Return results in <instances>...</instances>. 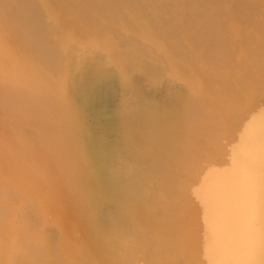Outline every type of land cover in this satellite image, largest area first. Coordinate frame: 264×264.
<instances>
[{"label":"bare ground","instance_id":"1","mask_svg":"<svg viewBox=\"0 0 264 264\" xmlns=\"http://www.w3.org/2000/svg\"><path fill=\"white\" fill-rule=\"evenodd\" d=\"M33 1L36 2L37 0H33ZM126 1L133 3L134 5L133 4L131 5L129 3L128 4L131 5L132 8H136L137 10V13L135 11L136 14L134 13V11H132L135 15L129 17L130 19L126 18L127 21L124 19L125 21L120 24V27H118L124 29L132 37V38L127 37L128 39L126 38L127 40L130 39L129 41L124 40L125 37L122 39V41L124 40L123 43H125V46L128 50L126 54H129L130 57L134 56V60L136 57L142 59L144 61L143 64L146 67L141 65L142 63L140 62H138V64L140 63L139 65H141L142 68L144 67L148 69L149 73H147V75L150 76L151 79L153 80L156 78L159 79L162 75L164 76L165 73H169L171 76H173L172 80H167L166 78H164L165 80H162L164 81V83L160 82L162 79L160 78V81L157 80L155 83H152L154 84L153 88L152 86L149 87L150 85L148 87L145 86L144 82L146 80L144 81L143 80L144 78L141 79L140 75H139L140 77H136V78L134 77L135 78L134 81L131 80L132 82H134L133 84L134 86H132L133 87L132 90L136 92L134 93L135 99L134 102L131 104V106L129 105L125 106L123 103L124 93L122 95L119 89L120 87L118 86V75L116 71L112 66L109 65L111 59L109 60L108 57L107 58L104 57L103 56L104 54L103 55L102 54L99 55L98 53L96 54L97 50L94 52L93 48H90V50L91 49L93 50L91 51L92 54L94 55L95 53L92 61L89 59L87 61L83 59L84 55L85 56H87L88 54L91 55L90 51H88V54H84L87 53L86 51L88 50L87 48L89 47L88 44H87L88 47L85 46L86 47V49L84 48L85 50L83 49L84 46L77 47L78 44H76V48H75V44L74 46H71L70 44L72 48L71 50L70 49L68 50V52L66 53V58L62 63L65 72L61 71L62 72L61 76H58L57 79H53L51 77H53L54 74L51 75L50 73L51 77L50 76L48 77L46 76V74L41 73L35 69L37 66L38 68L41 66L39 65V63L46 65L45 63L47 61L44 62L42 58L43 56L40 57L42 60H40L38 64H36V60H34V64H36L37 66L33 68L34 66H32L31 62L33 61V59L38 57L36 56L37 54L35 55L34 53H32V55L35 56V58L32 57L29 53H28L29 56L28 54H26V56L28 57L27 59H29V57H31L30 59H32V61L29 62L27 59H25L24 55L21 56V54H19L20 51L18 49L22 48L23 46L19 48L18 46L20 45L17 42H14L17 43L18 45L16 46L18 48H15V46L13 47L14 43L12 46H10L12 44L11 39L9 41V44L11 42L10 45H8V43L7 44L5 43L8 41V39L7 41L3 40L5 42L2 41V39L5 38L0 39V53L2 56L3 63L5 65L4 69L8 74V76L10 77V79L18 81V83H20L22 87H24L25 89L34 91L38 95L49 98V100L57 99L61 102L62 106H64V108L66 109V114L63 117L64 120L63 119L62 120L66 121L65 123H67L69 127V129L67 125L64 127L65 129L67 127L65 131L67 138L65 139L66 142L64 140L63 142L67 143L69 147L78 149L80 153V156L78 157L77 161L74 163V165H72L75 171V172L73 171L72 173H75V175L77 176L74 175L75 176L74 178H72L73 176L71 177L72 180L77 178L78 181L77 183H79L78 196L74 199H71L66 205H63L61 201H59L61 194L59 192L58 177L56 175H47L44 166H40L33 158H31V153H32L31 150L33 149L32 148L33 143L30 144L29 142L30 140L33 141V139L32 138L28 139L29 140L28 142L27 139L24 140L22 136H21L22 138L19 137L20 139V141L18 140L20 145L19 147L17 142L16 144L18 146L17 145L15 146V144L12 145L4 144L5 141L3 143L2 142L3 139L0 138V232L2 233L5 232V229L7 227L11 231L10 233H13L16 236L27 235L29 243L26 246L25 244H20L22 248L26 251L25 254H23L24 258L22 259L21 262L22 264L23 263L24 264H84L82 262L83 259L81 260L80 258L72 257L69 254L70 250L68 251V254L69 256L72 257V259L68 257V255L66 254L67 250H64L66 246L64 248V246L62 245L64 244L63 240L56 239L55 237L56 234L54 233V231H52V229L46 228L45 226L42 229L43 222L39 224H36L34 222L24 223L25 222L24 208L27 206V204L30 201L34 200L38 204L41 220L45 222H47L48 215H51L52 218L59 216L61 217V219L64 218L66 220L71 218L72 219L77 218L79 223L75 225L77 230L73 231L72 233L73 235H76L74 233L82 229L79 228L80 225L82 227L87 226V228L89 229L88 233H90L92 236H90L89 234V237L91 238H88L87 234L85 235L86 238L88 239L86 242H84V246H85L84 248L86 249L85 252L86 256L85 253L81 251L84 254V256L81 257H83L84 260L86 259L85 264H122L120 258H123L122 260H124L125 255H123V253H126L127 255H131L132 250H129V248L125 249L124 246L126 247V245L120 246L121 244V242L119 243L120 240L125 241L127 240V238L128 239L133 238L134 240H136L134 236H138L141 233H143V236L141 234L143 238L140 237V240L146 239L150 235L152 236L157 235L159 237L161 234L160 232L165 231L168 228H174L176 230L178 229L181 231L185 230V232H187L188 234L187 236L185 235V237L187 238L191 234V232L193 233L191 234V236L194 235V237L192 236L191 239L190 238L189 239L184 238V240L181 239V241L183 240V243L185 242V244L187 243L186 240L188 241L193 239L192 242L190 243L191 246L189 244H186L188 247L185 246L187 247L186 254L187 253L190 254H187L189 256L186 262L184 260L182 263L180 262L181 264L183 263L184 264H264V99H263V103L259 106H257V102L256 104L252 103L253 98H251L248 95L247 84L245 82L244 83L241 82V84L233 85L231 83H234L236 78L233 79L234 81L229 78V77L232 78L233 73H231V76H229L230 73L229 74L225 73L227 72L226 70L228 67V60H225L227 58L226 56L228 57L234 56L232 55V52L233 53L236 52V55L238 54V58L236 59L237 60L236 62L241 64V66L246 70V71L243 70L242 73L240 72V75H242L244 72H245L244 74L246 75L252 74L256 77V81L257 78L261 77L260 74L264 71V22L257 19L256 17L257 15L256 16L252 15L251 17L249 16L251 14L248 15V12L246 13L248 16H246L245 13H243L241 7L244 4L246 6L245 3L246 0H232L230 5L227 3L229 5L227 8H225V6L223 5V0L222 1L220 0H126ZM37 2H39V4L42 3L40 2V0ZM56 2L58 1L56 0L55 2H53L52 0L51 3H54L55 5ZM100 2L101 1L98 0L97 3L98 6ZM106 2L111 4L107 0ZM114 2L116 3V1ZM259 2L260 1H258L257 3ZM262 2H264V0H261L260 3ZM30 3H32V1ZM60 3H58V5H55L54 7L55 11H56L55 8L60 9L59 6ZM220 3L222 6H224V8L223 7L221 8ZM45 4L46 3H44V5ZM116 4L113 7H116L117 6ZM254 4H256V2H254ZM51 5H46V10L50 13V15L52 14L51 17L55 19L57 12L54 14L53 12L54 10L51 9L53 8L51 7ZM106 5L108 4L106 3ZM247 5H250L247 6L248 8L251 7V3ZM262 5L263 4L260 5L261 8H263ZM258 6L257 8H260V6L259 7ZM94 7L95 6H93V8ZM105 8L108 9V6ZM34 9L36 8H33V11L39 10V9L36 10ZM110 9L112 10V8ZM65 10L66 9L64 8V11ZM39 11L42 12L43 10L42 11L39 10ZM65 13L67 12L65 11ZM65 13H63L64 16L62 15L63 18H66ZM106 13L107 12H105V14ZM113 14L114 13L112 12L111 15ZM259 14L260 12L258 13V15ZM124 15L125 14H123V16ZM165 15L169 16L168 18L169 20L165 21V18L168 17V16L166 17ZM62 16L60 14L61 18ZM43 17L46 18L45 16ZM227 17L230 18V21L232 18L236 20L238 23H240L243 26V27L240 26L241 29L242 28L246 29V34H247V36L245 35L246 36L245 38L243 37L244 39L241 40L240 43L239 42L238 44L235 43V45L230 44V46L234 45L232 48H230L229 42H227L228 45L224 43L225 46H228L230 48V49L228 48V50L224 49L225 47L221 44L222 41L218 37L219 33H223V36L225 32L228 33L226 31L227 28L224 27L220 22L221 19ZM59 18L56 17V20L57 19L59 20ZM110 18L111 16H109V20L111 21ZM36 21L37 20H35V22ZM62 21L63 23L65 22L64 19H62ZM62 21L60 24L61 26L59 25L58 27H62ZM53 22L51 21L48 23L49 25H51L50 23ZM48 23L45 22V25L47 26ZM91 23L93 22L91 21ZM36 24L35 26L37 27ZM70 25L71 24H69V26ZM92 25L90 27H92ZM96 26L98 25L96 24ZM53 27L56 28L55 23ZM115 29L117 28L115 27ZM115 29L113 28V30L110 29L109 31L111 32L112 30V32H115L116 31ZM48 30L49 29H47V32ZM52 30L54 29L52 28ZM56 31L57 34H59L58 32H60L61 30L60 31L56 30ZM49 32L51 31L49 30ZM40 33H42V31ZM117 33H119V31H117ZM128 33L126 35H128ZM226 33L224 37L227 36ZM40 35L42 36V34ZM100 35L102 34L100 33ZM130 35L128 36L130 37ZM89 36L92 37L91 35ZM89 36H87V38L82 37V40L85 39V41L89 43H93L95 45H99L101 46V48L103 47L109 49L111 46H113L112 44L113 41L112 42L110 41V43H108L102 40L103 42L102 41L100 42L94 39H90ZM117 36L119 37V34ZM232 36L235 35L233 34ZM57 37L54 38L57 40ZM118 37L117 39L119 42V38L122 37V35L119 38ZM215 37H217V39L221 41V43L219 42L220 43L219 47H221L223 51L219 50L220 49L218 47L219 43H217L218 40L217 42L215 41L216 40ZM54 38L52 39L47 38L46 41L47 42L49 41L48 43H50V40H54ZM106 38L111 39L109 37ZM227 38L229 39V37ZM67 39L68 37L65 38L66 41ZM75 39L77 38L75 37ZM78 40L76 41L79 42ZM122 41L120 42L122 43ZM230 41H232V39ZM48 43L46 44L47 46ZM147 43L148 45L150 44L149 46L150 48L146 47L145 44ZM216 43L217 46L215 47ZM57 45L55 47H57ZM40 46L43 47L42 45ZM194 46L196 47L200 46L202 48V51H200L201 53H197L195 51V49L197 48L194 49ZM222 46L224 48H222ZM113 48L114 47H112L111 49ZM24 49H25L24 47L23 49H21L23 50V53H25ZM48 49H49L48 50L49 53H51L50 55H52L54 51L56 54H58L56 50H54L55 48L54 49L50 48V45ZM199 49L200 48H198L197 51ZM50 50L53 52H50ZM17 51H19V53ZM230 51H232L231 54L227 55ZM218 52H220L218 56L219 57L221 56L222 60L216 57ZM208 53L209 55L212 54L213 56L218 58L221 62L223 61L224 65L221 64L223 66L221 75L226 74L227 77L229 76L228 77L229 81L227 82L228 84H231L228 86V89L226 88L227 90L225 91L227 92L225 96L229 97L230 99L232 98L234 99L236 111L242 112L246 110L245 108L248 106L252 108L250 104H253V106L256 105L257 107L254 106V108L248 109L250 111L248 110L244 111L245 112L243 113L244 115L240 116L239 114H237L239 115V117L235 119L236 123H234V121L232 122L236 125V127L234 125V127L230 126V128L233 127L234 129L235 128L236 129L234 131L233 140L231 139L232 142L231 143L229 142L230 144H228L229 147H227V145L225 144V147L228 148V150H226L228 158L227 160H225L226 163L225 161H223L222 163L223 164L225 163L226 165L225 166L223 165V167L221 168L215 167L216 165H214V167L210 166L211 164L210 160L215 158L212 157L215 156V154L212 156L209 155L210 157L208 156L209 159L207 161L208 162L210 161V164L208 165L209 167H207L206 169L205 175L203 177L198 178L197 180L198 187L194 191L190 192L185 189L184 185L186 183H184L183 185L182 182L181 183L182 185L179 184V186L177 185L176 187V185L175 186L173 185L174 182L172 180L170 182L169 180L170 183H173L170 184L168 182V179L169 176L172 179L174 175H177L175 174L176 170H178V172L179 171L182 172L181 174L185 173L188 176L187 171L190 166H188L187 168L186 164L188 163V160L187 163L185 164L187 157H184V159L183 157H181L182 158L181 162H179L180 157H178L179 155L181 156V154L183 155L184 152L185 153L187 152V150L185 149L190 150L189 147L185 148L186 146L184 147V145H182L183 143L181 144V142L183 141L181 140V135L179 134L182 131L185 132V130L188 127H186L187 124H183L184 123L183 120H182L183 121L182 124L180 123L181 120H179L178 118L179 115L178 111L181 112L183 109L184 110L189 109L190 107L192 109V107L196 105L195 103L198 102L201 103L202 105L201 101L205 100V97H203L202 96L203 94H201V92H203L202 91V88L204 86L203 84L206 82V78L208 76L211 79V75L214 74L205 76L207 72H204L205 80L202 81L201 79H203L202 76L203 68L201 67L200 62H202L201 61L202 58L207 59L208 57L209 59V55H207ZM159 56H161L162 58L160 57L161 58L160 59ZM51 57L52 58L50 57L49 58L50 59L55 58V56L54 57L51 56ZM109 57L111 58V56ZM125 57H127V55ZM130 57L127 58L132 59L133 61V58ZM155 57L159 58L160 60L159 59L158 60L161 61V63L154 61ZM234 57H231L233 58L232 59L233 61L235 60ZM49 58H47V60ZM57 59L58 58H56L55 60L53 59L54 61L48 60V62H50L49 64L53 63V65H55L58 61H61L59 60L60 58L58 59V61ZM219 60L218 61L216 60V63L219 62ZM229 60L232 61L230 58ZM42 61L44 63H42ZM129 61L130 60H128V62ZM114 62L119 63L116 61ZM58 63L60 64L61 62ZM219 64L220 63L217 64L218 68L221 67L219 66ZM53 65H50L52 66V69L54 68ZM62 66L58 65L60 70L61 68H63ZM237 66L238 65H236V67ZM41 67L43 68V70L42 68L41 70L45 72L46 70L44 71V68L46 67L45 66L43 67V65ZM56 67L57 66L55 65L54 69H56ZM58 67L57 69L59 70ZM212 67L208 66V70L205 71H208L210 73V70L214 68ZM215 68L213 69L214 71L211 72L217 73L215 75L216 77L220 72H218L217 71L218 69L216 70ZM54 69L53 71L55 72L56 70ZM66 71H68L69 74L68 76L66 74ZM249 76L250 75H248V77ZM54 77H56V75H54ZM241 77L242 76H240L239 78L241 79ZM224 78L225 77H223L222 79ZM242 78H243L242 80L244 81L247 78V76L246 78L244 77ZM261 78L264 79L263 76ZM145 79H147L148 81L147 77H145ZM212 79L215 80L216 83L217 80L216 78L214 79V76L212 77ZM250 79L251 81L253 80L252 77ZM177 80L186 83L187 87L190 88L188 93H185L181 89V86L175 83V81ZM220 81L221 80L218 79L217 82ZM132 82L130 83V86ZM209 82L210 85L211 83L214 84L211 81ZM253 82H255V80ZM255 83H254V88L256 86L258 87V84H260L261 82L260 83L255 82ZM207 84H208L207 87H210L209 83H206V85ZM219 84L222 86L221 83ZM223 84H227L225 83V80ZM207 87L206 90H208ZM217 87H219V85ZM261 87L263 86H259L257 90L259 88L261 89ZM213 88L212 90L211 89L210 90L213 91ZM210 90L207 91V93L205 92L204 96L205 94L206 95L208 93L210 94L211 93ZM263 91L264 90H262V92ZM132 94L133 93H131V95ZM215 94L216 93H214L213 95L215 96ZM131 95L129 94V96ZM219 97L222 99V96ZM256 97L258 99L259 96ZM229 98L225 99L224 97V99L227 100L226 101L227 104L225 103V106H227V108L229 106L228 105V101L230 100ZM206 100H208V98ZM206 100L204 101V103L206 102ZM215 100L216 99H214V101ZM125 101L128 102V100L126 99ZM220 101L221 100L219 99V102ZM223 101L224 100H222L221 103ZM127 102L126 104H128ZM208 104L209 103L205 105L206 108L209 107L210 109H214L215 106H212L211 102L210 105ZM214 104H216L217 107L220 106L217 103ZM221 107L222 106L219 107L220 110L219 114H221V110H222ZM126 108L128 111H130V113L133 112L134 119L132 117H131L132 119H130L129 117L128 119L123 118V114L121 112L126 110ZM196 108L198 109V107ZM201 108H203V106ZM191 109L190 111L193 112L194 110ZM201 110L202 109H200V113L203 112L202 114L210 113L204 108L203 111ZM205 110L208 113H205ZM128 111H125L126 114L131 116L130 113L128 114ZM182 112L180 114H183ZM184 112L186 113L188 111L186 110ZM191 112L186 113L187 118L189 116H194L191 114ZM214 112L212 115L216 117V115H214ZM227 113L228 112H224L225 114L224 119L226 118V116L228 118L229 114L227 115ZM196 115L198 116L200 114H196ZM196 115L195 117H197ZM202 116H204V118L208 117V116L205 117V115ZM209 116H211V114H209ZM213 116L212 118H215ZM45 117L46 118H42V120L44 121L43 124L44 128L48 130V133H46V135L48 134V136H50L49 130H51L53 124L55 125L56 123H58L60 126V124L62 125L64 123L63 121L62 123L61 120L58 122L55 121L51 123L52 120L48 119V116ZM184 118L185 115H183V119ZM198 118H200V116H198L197 119ZM234 118L235 117L233 116V120ZM190 119H192V117H190ZM197 119L195 118V120ZM218 119L220 118H217L216 120ZM224 119L223 121L227 122L228 125L229 123L228 119H225L227 121H225ZM178 120L179 122H177ZM185 121L188 120L185 119ZM197 121L201 122V118ZM221 123L219 124L221 125ZM58 124H56L55 126L57 127ZM192 124L190 128L193 131L191 129L189 130L194 133L195 128L194 129L192 128L193 126H195L194 121ZM213 124H216V122ZM220 125H218V127L217 126L214 127L215 126L214 125L213 127L217 128L214 131H217L218 128L220 129V127L224 125V123L221 126ZM224 126H222V130L224 129ZM60 127L56 129L58 130L59 133L62 134L64 128L60 129ZM200 128L198 130H200ZM52 130L50 131V133L53 132ZM189 130H186L187 134H188L187 131ZM195 130L197 131V127ZM175 132H178L177 135L180 136V139L177 135L173 134ZM192 132L190 134V136L192 135L191 138L194 137ZM220 132L222 131L218 130L216 133L220 135ZM224 133L225 131L222 132L223 136ZM59 136L58 138L60 139ZM187 136H189V134ZM190 136L189 139H191ZM53 137L55 136L53 135ZM186 139L185 142L187 141L186 143H188L189 139L188 140ZM177 140H181V141H177ZM35 141L38 140L35 139ZM46 141H44L43 145H45ZM59 141L62 142L61 140ZM29 144L31 146L30 148H29ZM57 144L58 143H56V145ZM188 144H193V143L189 142ZM58 145H62V143L61 144L59 143ZM182 146L185 149H182ZM16 147H19V149ZM223 147L224 146H222L221 148L224 149ZM34 149H36V146L34 147ZM181 149L185 151H182ZM50 150L51 149H49V151L47 152H50ZM168 150L170 151L169 153L171 154V156L169 154L168 156L165 155L164 151L168 153ZM172 150H175L176 152L174 153V151L172 152ZM189 150L188 153H186V155H188L189 153H190L189 155L192 154L191 153L192 151L190 150L191 152H189ZM198 151L202 153L200 150ZM212 151H214V149ZM218 151L220 154L218 153L216 155H218V157L222 156L223 154L221 153H223V150L221 152L220 149H218ZM43 152L44 155H47L45 154V151ZM148 154L153 156L149 158V156H147ZM203 154L205 155L206 153ZM224 155L226 154L224 153ZM200 156H202V154ZM151 158L152 160H155L154 165H150L149 163ZM178 158H179L178 160L179 163L176 160ZM189 158L190 156H188V159ZM191 158H192L191 159L192 162L193 155L191 156ZM218 159H215V161L216 160L218 161ZM182 162H184L187 169L185 167L182 168L186 171L183 170L181 171L182 168H179V165L180 166L183 165L180 164ZM191 162H189V165H192L190 164ZM194 162H196V160ZM214 162L212 163L214 164ZM195 164L198 165V162H196ZM197 165H195L196 168L193 165L191 167L198 169ZM198 166L200 168L201 165ZM193 169L190 168L189 170H193ZM71 171L72 170L70 169L69 175H71ZM65 172H67V170ZM154 175L156 177L158 176L157 180L160 179V183L159 185H157L158 188L154 187L155 184L153 185ZM167 176L168 178L166 179L167 180L166 182L168 183L164 182L165 181L164 178H166ZM187 176L186 178H189ZM176 182H178V180ZM152 186L157 191L153 196L150 193ZM171 186L173 187L171 191H175V188H177V190H180L182 194L185 189L186 195L181 194L182 199H180V197L179 199L178 198L174 199L173 197H176L175 194L178 193V191L174 193L171 192L169 189L172 188ZM7 189L8 190L13 189L16 192V196L15 197L9 196V194L7 193ZM167 191L169 194L167 193ZM170 193L174 195L172 196V198L167 197V195L170 196ZM179 194L180 193H178V196ZM192 196L198 200L196 201L195 199L197 204L200 203L199 204L200 208L194 207L195 210L194 209L192 210V207H190V204L192 206V202L190 201ZM4 207L10 208V214L7 217V219L4 220L5 224H2L1 213ZM196 209L197 210L199 209L200 211L198 210L199 212L198 211L196 212ZM193 213L196 214L199 213L197 216H200L201 213L200 217H202L203 223H201L200 221L197 222L200 223V225L202 224L201 225L202 227H199L198 223H196L194 219L196 214L194 215ZM191 214H193L194 216ZM185 217L187 219H190L189 222L188 220L184 219ZM183 220H186L187 223H184L186 221ZM185 226H187L186 229ZM88 229H85L86 232L88 231ZM198 231L200 232V234ZM2 233L0 235H2ZM172 236L170 238H173ZM3 238L4 237L0 238V264H5V261L2 259V255L6 253L7 248L8 250H11L9 248L10 246L12 247L11 245L12 243L9 245V242H6L5 240H3ZM160 238L158 239L162 241L165 240V238L164 239H160ZM180 238H182V236H180ZM171 240H175V239H171ZM67 241H69V239ZM178 241L175 243H178ZM181 241L179 242L182 243ZM157 242L159 243V241H155V243L157 244L156 246L160 247L161 244L158 245ZM166 242L164 241L162 242L163 246L171 243V242L168 243L169 240L167 244H165ZM147 243L149 244V242ZM136 244L134 243L135 249L137 250L139 244L137 245L138 247L136 246ZM153 245L155 244H152L151 246L153 247ZM128 246L129 245H127V247ZM148 246L146 245L141 246L140 244V248L142 249L140 248L138 249L142 253L143 257L150 262L148 263L146 261L148 264H180L178 263L179 261L178 262L176 261L177 263H175V260L173 261L171 259V258L174 259V257L171 258H169V256L166 257L168 254H165L166 256H163L164 254L162 255L160 249L165 252L166 250L164 249L167 246L164 247V249L158 247H155V249H153L154 247L148 249ZM168 246L170 247V245ZM67 247L69 248L68 245ZM129 247L132 248V246ZM189 247L190 250H188ZM70 249L73 251L71 246ZM178 250L179 252H183L182 251L183 248L182 249L178 248ZM187 250L190 252H187ZM134 253L135 252H133L132 254L134 255ZM72 255L75 254L72 253ZM126 261H128V259Z\"/></svg>","mask_w":264,"mask_h":264},{"label":"rangeland","instance_id":"2","mask_svg":"<svg viewBox=\"0 0 264 264\" xmlns=\"http://www.w3.org/2000/svg\"><path fill=\"white\" fill-rule=\"evenodd\" d=\"M32 1V3H30ZM0 0V36H1V38L0 39H2V38H5V39H2V41L3 40H6L7 41V39H8V41L7 42H5V41H3V42H5L6 44L8 43V45H10L11 44V42H12V44L10 45V46H12L13 45V43L14 42H17L20 46H18L17 45V43H14V45H13V47L15 46V48H20L21 46H23L25 49H24V51H25V53H23V50H21V49H23V47L22 48H20V49H18L19 51H20V53H19V51H17L19 54H21V56H23L24 55V57H25V59H27L28 57L26 56V54H30L32 57H34L35 58V56H33L32 55V53H34L36 56H38V57H36L35 59H33V61H32V59H30L31 57H29V59H27L29 62H31L32 63V66H34L33 68H35L37 65L36 64H38V62H40V60H42L40 57H42L43 58V60H44V62L45 61H47L45 64L46 65H44V64H40L39 63V65H43V67L45 66L46 68H44V71L45 72H43L42 70H43V68L40 66L39 68H38V66L35 68L37 71H39V72H41V73H44V74H46V76H50L51 77V75H56V77H54V75H53V77H51V78H53V79H57L58 78V76H61V74H62V72H65V69H64V67L62 66V63H63V61L65 60V58H66V53L68 52V50L70 49L71 50V46H74V44H75V48H76V44H78V46L77 47H82V46H84L83 47V49L85 48L86 49V47H88V45H89V47L87 48L88 50L86 51L87 53H84V54H88V51H90V53H91V55H87V56H85L84 55V57H83V59L84 60H91L92 61V59H93V57H94V55H95V51L97 50V52H96V54L98 53L99 55H103L104 57H108V59L110 60V63L111 62H114V61H116V62H119V63H109V65L110 66H112L113 68H114V70L116 71V73H117V75H118V86L120 87L119 89H120V91H121V93H122V95H123V93H124V105L125 106H127V105H129V106H131V104L134 102V99H135V96H134V93L136 92V91H134V90H132L133 89V87L132 86H134L133 84H134V82H132V81H134V79L136 78V77H140L141 79H143L144 81V85L145 86H149V87H151L152 86V88L154 87V84H152V83H155L157 80H159L160 81V78H162L161 79V81L160 82H163L164 83V81H162V80H165L164 78H166L167 80H172V78H173V76H171L169 73H165L164 74V76L162 75L159 79H151V77L150 76H148L147 75V73H149V71H148V69L147 68H144V67H146V66H144V64H143V60L142 59H140V58H138V57H136L137 58V60H136V58H135V60H134V56L133 57H130L129 56V54H126L127 52H128V50H127V48H126V46H125V43H123L124 42V40H127L128 38H132L131 37V35L128 33V32H126L124 29H122V28H118V27H120V24L122 23V22H124L125 20L127 21V19H130L129 17H131L132 15L134 16L136 13H137V10H136V8H132V4L133 3H130V2H128V1H123V0H107V1H109L111 4H109L108 2H106V0H99V1H101L100 3H99V6L97 5V3H98V0H57L58 2H56L55 3V5H58V3H60V9L59 8H55L56 9V11L54 10V7H55V5H54V3H51L52 2V0H50V3H49V0H40V2H42V3H40L39 4V2H37V1H39V0H37L36 2H37V4H36V2L35 1H33V0ZM56 1V0H55ZM54 0H53V2H55ZM87 1V2H86ZM94 1V2H93ZM104 1V2H103ZM114 1H116V3L114 2ZM220 1H222V0H220ZM231 1L232 0H223V5L225 6V8H227L230 4H231ZM247 1V0H246ZM245 1V3H246V6H245V4L241 7V9L243 10V13H245V15L246 16H248L249 14H251V15H249V16H251L252 17V15L253 16H256L257 17V19H259V20H261L262 22H264V14H263V12H264V2H262V3H260L261 2V0H255V1H250V0H248L247 2ZM250 1V2H249ZM258 1H260L259 3H257ZM96 2V3H95ZM103 2V3H102ZM254 2H256V4H254ZM44 3H46L45 5H44ZM47 3H49V4H47ZM88 3V4H87ZM91 5H90V4ZM102 3V4H101ZM106 3L108 4V5H106ZM114 3V4H113ZM131 4V5H129V4ZM222 3V2H221ZM221 3H220V6H221V8L223 7L224 8V6H222L221 5ZM229 5H228V4ZM251 3V7H247V6H250V5H247V4H250ZM32 4V5H35V6H30V5ZM51 4H53V5H51ZM103 4H105V5H103ZM117 5L116 7H113L114 5ZM118 4H120V5H118ZM261 4H263L262 5V7L263 8H261ZM42 5V6H41ZM46 5H51V7H53V8H51L52 10H54L53 12H54V14L57 12L58 14L60 13L61 14V16L63 15V13H65V11L67 12V13H65V17L66 18H63V16H62V18L60 17V14H59V16H58V14L56 13V17H60L59 18V20H61L62 21V19H64L65 20V22L63 23V21H62V27H58L60 24H61V21H59L58 19V21L56 20V17H55V19H53L52 17H51V15H50V13L46 10ZM65 5V6H64ZM83 5H84V8H83ZM100 5H101V7H100ZM127 5V6H126ZM134 5V4H133ZM259 5L260 6V8H257V6ZM38 6V7H37ZM40 6H41V9H40ZM64 6V7H63ZM81 6V7H80ZM87 6H88V8H89V10H91V11H89L88 10V8H87ZM93 6H95L94 8H93ZM98 6V7H97ZM102 6H104V7H102ZM108 6V9H106L105 7H107ZM109 6H111V7H109ZM119 6H122V7H119ZM126 6V7H125ZM131 6V7H130ZM258 6V7H259ZM29 7H30V9L32 10H30L29 9ZM118 7H119V10H118ZM133 7H136V6H133ZM33 8H36V9H39V10H43L42 12H40L39 10H36V9H34V10H36V11H33ZM64 8L66 9L65 11H64ZM83 8V9H82ZM86 8V9H85ZM98 10H97V9ZM100 8H102V9H100ZM106 10H105V9ZM110 8H112V10L110 9ZM57 9H59V10H57ZM62 9V10H61ZM92 9H94V10H92ZM100 9V10H99ZM114 9H116V10H114ZM135 9V10H134ZM246 10V12H245V10ZM263 9V10H262ZM83 10V11H82ZM87 10V11H86ZM105 10V11H104ZM107 10H109V11H107ZM114 13L113 15H111L112 14V12ZM114 10V11H113ZM260 10V11H259ZM262 10V11H261ZM63 11V12H62ZM123 13V14H125L124 16H123V14L121 13V12ZM132 11H134V13H135V11H136V13L134 14ZM255 12V13H253V12ZM33 12V13H32ZM34 12H36V13H34ZM48 12V13H47ZM85 12V13H84ZM88 12H89V14H88ZM105 12H107L106 14H105ZM111 12V13H110ZM248 12V15L246 14ZM260 12V14L258 15V13ZM93 13V14H92ZM116 13H118V14H116ZM119 13H120V15H119ZM44 14V15H43ZM69 16H68V15ZM84 14V15H83ZM90 14H92V15H90ZM105 14V15H104ZM122 14V15H121ZM75 15V16H74ZM88 15H89V17H88ZM103 15H104V17H103ZM111 16V21L109 20V16ZM43 16H45L46 18H44ZM106 16V17H105ZM108 16V17H107ZM113 16V17H112ZM126 16V17H125ZM166 17L168 16V15H165ZM98 19H100V20H98ZM89 18V19H88ZM108 18V19H107ZM114 18H116V19H114ZM123 18V19H122ZM127 18V19H126ZM169 18V16L167 17V18H165V21L166 20H169L168 19ZM49 19V20H48ZM69 19H73L72 21L71 20H69ZM93 19H95V20H93ZM125 19V20H124ZM226 19V20H225ZM35 20H37L36 22H35ZM44 20H46V21H44ZM48 20V21H47ZM56 20V21H55ZM109 20V21H108ZM228 20V21H227ZM53 22V23H50L51 25H49V23L48 22ZM76 21V22H75ZM91 21L94 23L95 21V23L93 24V23H91ZM30 22V23H29ZM45 22L46 23H48L47 24V26L45 25ZM59 22V23H58ZM68 22H69V24H71L70 26H69V24H68ZM71 22V23H70ZM97 22H100V23H97ZM116 22V23H115ZM220 22H221V24L224 26V27H226L227 28V32L228 33H226L227 34V36L226 37H224L225 36V33H224V36H223V33H219L218 34V37L220 38V40L222 41V43H221V41L219 40V39H217V37H215L216 38V42H217V40H218V42L217 43H221L223 46H222V48H224V49H226V50H228V46H225L224 45V43L226 44V45H228V43L227 42H229V46H230V44H234L235 45V43H237L238 44V42L240 43L241 42V40H243L246 36H247V34H246V29H244V28H242L241 29V27H243L240 23H238L236 20H234V19H232L231 18V21H230V18H223V19H221L220 20ZM37 23V24H36ZM42 23V24H41ZM54 23H55V27L56 28H54L53 26H54ZM56 23H57V25H56ZM77 23H79V24H77ZM31 24V25H30ZM35 24L37 25V27L35 26ZM39 24H41V25H39ZM64 24V25H63ZM89 24V25H88ZM93 24V25H92ZM96 24L98 25V26H96ZM105 24V25H104ZM106 24H108V25H106ZM116 24V25H115ZM240 24V25H239ZM32 25H33V27H32ZM39 25V26H38ZM49 25V26H48ZM92 25V27L93 28H95V29H93L92 27H90ZM104 25V26H103ZM226 25H228V26H226ZM61 26V25H60ZM106 26H107V28H106ZM110 26V27H109ZM241 26V27H240ZM68 27H69V29H68ZM98 27H99V30H98ZM115 29V27L117 28V29H115L114 31L115 32H112V30H113V28ZM52 28L54 29V30H52ZM87 28V29H86ZM102 28V29H101ZM112 29L111 30V32L109 31L110 29ZM231 28V29H230ZM47 29H49L51 32H49V30H48V32H47ZM46 30V31H45ZM56 30H58V31H60V32H58L59 34H57V31ZM230 30V31H229ZM42 31V33H40ZM94 31V32H93ZM117 31H119V33H117ZM46 34H45V33ZM93 32V33H92ZM231 32H233V33H231ZM242 32V33H241ZM55 33V34H54ZM99 35H98V34ZM100 33L102 34V35H100ZM113 33V34H112ZM115 33H116V35H115ZM128 33V35H130V37L128 36V35H126ZM245 33V34H244ZM40 34H42V36L40 35ZM52 34V35H51ZM54 34V35H53ZM119 34V37L122 35V37H118L117 35ZM235 35V36H232V35ZM244 34V35H243ZM49 35V36H48ZM57 35H58V37H57ZM72 35V36H71ZM89 35H91L92 37H90ZM230 35V36H229ZM237 35V36H236ZM246 35V36H245ZM87 36H89V38L90 39H94V40H97V41H106V42H108V43H110V41L112 42V44H113V46H111L109 49H107V48H101V46H99V45H95V44H93V43H89V42H87V41H85V39H83L82 40V37L84 38V37H86L87 38ZM99 36V37H98ZM217 36V35H216ZM223 36V37H222ZM240 36V37H239ZM42 37V38H41ZM46 37V38H45ZM50 37V38H49ZM54 37H57V40L54 38ZM66 37H68V39H67V41L65 40V38ZM75 37L77 38V39H75ZM106 37H109V38H111V39H108V38H106ZM117 37L119 38V42H118V39H117ZM125 37V38H124ZM128 37V38H127ZM227 37H229V39L227 38ZM234 39H233V38ZM244 37V38H243ZM52 39V38H54V40H50V43H48L47 41H46V39ZM75 40H74V39ZM101 38V39H100ZM105 38V39H104ZM124 38V40L122 41V39ZM127 38V39H126ZM10 39H11V42H10V44H9V41H10ZM79 39V40H78ZM99 39V40H98ZM226 39V40H225ZM232 39V41H230ZM45 40V41H44ZM56 40V41H55ZM59 40V41H58ZM76 40H78L79 42H77ZM81 40V41H80ZM130 40V39H129ZM129 40H127V41H129ZM132 40V39H131ZM235 40V41H234ZM44 41V42H43ZM71 41H73V42H71ZM102 41V42H103ZM120 41H122V43L124 44H122ZM46 42V43H45ZM58 42V43H57ZM83 44H82V43ZM48 43V46L46 45ZM217 43L215 44V47L217 46ZM220 43L218 44V47L220 46ZM16 44V45H15ZM46 46H45V45ZM57 44H59V45H57ZM70 44H71V46H70ZM88 44V45H87ZM92 44V45H91ZM40 45H42L43 47H41ZM49 45H50V48L51 49H54V50H56V52L58 53V54H56L55 53V51L53 52V51H51L50 50V52H53V53H55V54H53L52 53V55H50L51 53H49V49H48V47H49ZM57 45V47H55ZM69 45V46H68ZM111 45V44H110ZM146 45V47L147 48H150L149 46H150V44L148 45V43L147 44H145ZM234 45H231L230 46V48H232ZM16 46H18V47H16ZM86 46V47H85ZM93 46H95V47H93ZM28 48V50H27V48ZM34 47V48H33ZM37 47V48H36ZM47 47V48H46ZM60 47V48H59ZM97 47V48H96ZM101 49H100V48ZM112 47H114L113 49H111ZM39 48H40V50H39ZM41 48H43V49H41ZM58 48V49H57ZM68 48V49H67ZM90 48H93V50H94V55L92 54V52L91 51H93L92 49L90 50ZM117 48V49H116ZM119 48H120V50H119ZM195 48H200L198 51H197V49H195ZM220 48V49H219ZM219 48H216V49H219L220 51L222 50L221 49V47H219ZM229 48V49H230ZM38 49V50H37ZM82 49V48H81ZM84 49V50H85ZM103 49H105V50H103ZM107 49V50H106ZM126 49V50H125ZM194 49H195V51L197 52V53H201L200 51H202V48L200 47V46H198V47H196V46H194ZM17 50V49H16ZM100 50V51H99ZM219 50H217V51H219ZM225 50V51H226ZM28 51V52H27ZM42 51V52H41ZM47 51H48V53H47ZM126 51V52H125ZM223 51V50H222ZM22 52V53H21ZM27 52V53H26ZM101 52V53H100ZM231 52L232 51H230L227 55H229V54H231ZM219 53L220 52H218V54H217V56L216 57H218V58H220L221 59V56L219 57L218 55H219ZM29 54H28V56H29ZM47 55V56H46ZM50 55V56H49ZM127 55V57H130V58H133V61H132V59H128L127 57H125ZM207 55H209V53L207 54ZM221 55V54H220ZM232 55H234V56H231V57H234L235 58V62L232 60L233 58H231V57H228V56H226L227 58L225 59V60H228V67H227V72H225L226 74H229V76H231V73H233L232 74V78L231 77H229L231 80H233V79H235L236 78V80H235V82L234 83H231V81H230V83L231 84H241V82H245L246 84H247V88H248V95L251 97V98H253V100H252V103H255L256 104V102H257V106H259V105H261L262 103H263V99H264V91L262 92V90H264V84H262V83H264V79H262L261 77L263 76V78H264V71L260 74L261 75V77H259V78H257V81H256V77L254 76V75H252V74H242V75H240V72L242 73V71L243 70H245V68H243L242 66H241V64H239L238 62H236L237 60V58H238V54L236 55V52L235 53H233L232 52ZM45 56H46V59H45ZM51 56H55V58H53L54 60L56 59V58H60L59 60H61V61H58V59H57V61L58 62H61L60 64L57 62L55 65L58 67V65H61L63 68H61V70H60V68H59V70H60V72H59V70L57 69V67H56V69H54L55 68V65H53V63L52 64H49L50 62H48V60L50 59V58H52ZM57 56V57H56ZM109 56H111V58L109 57ZM215 57V56H213L212 54L211 55H209V59H208V57H207V59L205 58V59H201V61L202 62H200V65H201V67L203 68L202 70H203V79H201L202 81L203 80H205V77H204V72H207L206 73V75L205 76H208V75H211V74H214V75H211V79H210V77L208 76L207 78H206V82L203 84L204 86H203V88H202V91L203 92H201V94H203L202 96L203 97H205V100L208 98V100H206V102L204 103V101H201L202 102V105H201V103H195L194 105L196 106V107H198V109L200 108V109H202L201 111H203V108L204 109H206L207 111H209L210 113H208V112H206V110H205V113H208V114H202L203 112H201L200 113V109L198 110L195 106H193V105H190V106H193L192 107V109L194 110L193 112H191L190 111V109H191V107L189 108V109H183L181 112L183 113V114H180L181 112L180 111H178V118H179V120H181V124H182V122L184 121V123L183 124H187L186 125V127H188L186 130H189V129H191L190 127H191V124L193 123V121H194V123H195V126L197 127V131L195 130L196 129V127L195 126H193L192 128L194 129V133L192 132V131H187L188 132V134H189V136H190V134H191V132H192V134H193V136L194 137H192L191 138V136H190V138L191 139H189V136H187L188 134L186 133V130H185V132L184 131H182L181 133H179L180 135H181V140L183 141V142H181V144L182 145H184V147L185 148H187V147H189L190 148V150L192 151H190L189 149H185V148H183V146H182V149H185V150H187V152L186 153H188V150H189V152H191L192 154L191 155H186V153L184 152L183 153V155H185V156H183L182 154H181V156L179 155L178 157H180V161L179 162H181L182 161V158L181 157H183V159H184V157H187L186 158V161H185V164L187 163V160H188V163L186 164L187 165V168H188V166H190L189 168H188V171H187V174H188V176L185 174V173H183V174H181L182 172H178V170H176V173L175 174H177V175H174L173 177H172V179H171V177L169 176V179H168V182H169V180H170V182H171V180L174 182V184L173 183H170V184H173L174 186L176 185V187H177V185L179 186V184H181L182 182V184L184 185V183H186L184 186H185V189L186 190H188V191H190V192H192V191H194L197 187H198V183H197V180H198V178L199 177H203L204 175H205V172H206V169H207V167H209L208 165L210 164V161H211V164H210V166H213L214 167V165H216L215 167H217V168H221V167H223V165L225 166L226 164V161L225 160H227V152H226V150H228V148L227 147H229V145L228 144H230L231 142H232V140H233V135H234V131H235V129L233 128L234 127V123H236L235 121V119L237 118V117H239V115L241 116V115H244L243 113H245L244 111H246V110H248V109H252V108H254V106L255 107H257L256 105H254L253 106V104H250L251 105V107L252 108H250V106H248V107H246L245 109L246 110H244V111H240V112H237L236 111V108H235V101H234V99L232 98V99H230L229 97H227V96H225L226 95V92L227 91H225V90H227L228 89V86L229 85H231V84H228V82L227 81H229V78L226 76V74H224V75H221V71H222V69H223V66L222 65H224L223 64V61L221 62L218 58H214V60H213V58H211V57ZM50 57V58H49ZM85 57H88V58H85ZM156 57H158V56H156ZM155 57V59H154V61H156V62H160L161 63V61H159L162 57L161 56H159V58H156ZM38 58H40V59H38ZM47 58H49L48 60H47ZM115 58V59H114ZM117 58V59H116ZM229 58L235 63H233L232 61H230L229 60ZM53 59H50L49 61H54ZM126 59H128V60H130V61H132V62H128V60H126ZM140 61H139V60ZM159 59V60H158ZM34 60H36V64H34ZM37 60H39V61H37ZM112 60H114V61H112ZM210 60V61H209ZM216 60L218 61L219 60V62H217L216 63ZM222 60V59H221ZM136 61V62H135ZM207 61V62H206ZM212 61V62H211ZM215 61V62H214ZM43 61H42V63H44ZM56 62V61H55ZM138 62H140V63H142L141 65H143L144 67L142 68V66L141 65H139L138 64ZM205 62V63H204ZM209 62V63H208ZM208 63V64H207ZM218 63H220L219 64V66H221L220 68H218V66H217V64ZM207 64V65H206ZM215 64H216V66H215ZM222 64V65H221ZM233 64V65H232ZM50 65H53V69L54 70H56L55 72L53 71V69H52V66H50ZM121 65V66H120ZM236 65H238L237 67H236ZM241 67H240V66ZM4 63H3V60H2V56H1V53H0V138L1 139H3L2 140V142L4 143V141H5V143L4 144H7V145H12V144H15V146L18 144L19 145V141H20V139H19V137L20 138H22L23 137V139L24 140H26L27 139V141L29 142V140L28 139H30V138H32L33 139V141L32 140H30V144L31 143H33L32 145V150H31V158H33L40 166H44V169H45V171H46V173H47V175H56L57 177H58V184H59V192H60V194H61V197L59 198L60 200L59 201H61V203L63 204V205H66L71 199H74V198H76L77 196H78V185H79V183H77L78 181H77V178H75L76 179V181H75V179H73L72 180V178H74L75 176H77V175H75V173H72L73 171H74V169H73V166L72 165H74V163L77 161V159H78V157L80 156V153H79V151H78V149H74V148H72V147H69L68 145H67V143H65L66 141H65V139L67 138L66 137V134H65V131H66V129H67V127H68V124L67 123H65L66 121H63L64 119H63V117H64V115L66 114V109L64 108V106H62V104H61V102L59 101V100H57V99H55V100H49V98H47V97H43V96H41V95H38L37 93H35L34 91H31V90H29V89H25L24 87H22V85L20 84V83H18V81H16V80H12V79H10V77L8 76V74L6 73V71H5V69H4ZM49 66V67H48ZM127 66V67H126ZM204 66V67H203ZM208 66L209 67H216L215 69L218 71V72H220L219 74H218V76H216L215 77V75L217 74V73H215V72H211V71H214L213 69H211L210 70V73L208 72V71H205V70H208ZM236 68H238V69H236ZM51 67V68H50ZM41 68H42V70H41ZM234 68V69H233ZM40 69V70H39ZM52 71H51V70ZM63 69V70H62ZM145 69V70H144ZM210 69V68H209ZM215 70V71H216ZM228 70H231V71H228ZM129 73H128V72ZM234 71V72H233ZM237 71V72H236ZM246 71V70H245ZM54 72V73H53ZM236 72V73H235ZM50 73H51V75H50ZM139 73V74H138ZM247 73V72H246ZM66 74H67V76L69 75L68 74V71H66ZM137 74V75H136ZM238 74V75H237ZM140 75V76H139ZM145 75V76H144ZM235 75H237V76H235ZM248 75H250L252 78H253V80L251 81V77L249 76L248 77ZM214 76V79L216 78V80L218 81V79H220L223 83H224V80H225V83H227V84H223L221 81L220 82H217L216 81V83H215V80H213L212 79V77ZM240 76H242V77H244V78H246V76H247V80L245 79L244 81L242 80L243 78L241 77V79L239 78ZM135 77V78H134ZM145 77H147L148 78V81H150V82H148L147 81V79H145ZM150 77V78H149ZM168 77H169V79H168ZM223 77H225L224 79H222ZM218 78V79H217ZM127 79V80H126ZM208 79H209V81H211V82H213L214 84H212L211 83V85H210V82L208 81ZM227 79V80H226ZM249 79H250V81H249ZM132 82V84H131V86H130V81ZM167 80H166V82H167ZM240 80V81H239ZM255 80V82H257V83H260V84H258V87L259 86H263V87H261V89L259 88L258 90H257V86L254 88V83L255 82H253ZM152 81V82H151ZM154 81V82H153ZM234 81V80H233ZM232 81V82H233ZM177 82H179V83H177ZM253 84H252V83ZM149 83V84H148ZM175 83L176 84H178L179 86H181V89L185 92V93H188L189 92V87H187V85H186V83H184L183 81L181 82V81H179V80H177V81H175ZM206 83H209V86L210 87H207L208 86V84L206 85ZM219 83H221L222 84V86L219 84ZM256 84V83H255ZM128 85V86H127ZM219 85V87H217ZM224 85V86H223ZM225 85H227V86H225ZM257 85V84H256ZM130 86V87H129ZM251 86H252V88H254V89H252L251 88ZM206 87L208 88V90H206ZM214 87V88H213ZM224 87V88H223ZM212 88H213V91H215V92H213V91H211L212 90ZM216 88V89H215ZM224 90H223V89ZM227 88V89H226ZM211 89V90H210ZM256 89V90H255ZM27 90H29V91H27ZM206 90V91H205ZM211 91V95L213 96H211L209 93L206 95L205 94V96H204V93L206 92L207 93V91ZM222 90V91H221ZM252 90V91H251ZM254 90V91H253ZM260 90V91H259ZM132 91H134V92H132ZM218 91V92H217ZM256 91V92H255ZM131 93H133L132 95H131ZM214 93H216L215 94V96L213 95ZM129 94L133 97H131V96H129ZM224 96H223V95ZM126 95V96H125ZM36 96V97H35ZM219 96H222V99L219 97ZM254 96H255V99H254ZM256 96H259L258 97V99H259V101H258V99H257V97ZM207 97V98H206ZM210 97V98H209ZM224 97H225V99H230L229 101H228V108H227V106H225V103L227 104V100H225L224 99ZM42 98V99H41ZM129 98V99H128ZM212 98V99H211ZM125 99L126 100H128V102L127 101H125ZM133 99V100H132ZM204 99V98H203ZM214 99H216L215 101H214ZM219 99L222 101V100H224L222 103H221V101L219 102ZM260 99H261V101H260ZM212 100V101H211ZM234 102H233V101ZM255 100V101H254ZM257 100V101H256ZM208 101V102H207ZM254 101V102H253ZM126 102L128 103V104H126ZM210 102H211V105L212 106H215L216 107V109H215V107H214V109H210L209 107H207L206 108V106L205 105H207V103H209L208 105H210ZM214 103H217L218 105H220V106H224L223 108L221 107V109L223 110H221V114H219V112H220V110H219V107L220 106H218L217 107V105L216 104H214ZM221 103V104H220ZM259 103V104H258ZM204 104V105H203ZM224 104V105H223ZM201 105V106H200ZM203 106V108H201ZM205 106V107H204ZM230 108V109H229ZM191 109V110H192ZM197 111H196V110ZM188 111L189 113L191 112V114L192 115H194V116H189L188 118H187V114L186 113H188V112H184V111ZM227 110H229V111H227ZM125 111H128L127 110V108H126V110H124V111H122L121 113L123 114V118H126V119H128V117L130 118V119H134V114H133V112L132 113H130V111H128V114L130 113L131 114V116L130 115H127L126 114V112ZM196 111V112H195ZM199 111V112H198ZM215 111V112H214ZM248 111H250V110H248ZM247 111V112H248ZM33 112V113H32ZM125 112V113H124ZM200 114V115H198V116H200V118H201V122H199V121H197V120H199L200 118H198L197 119V115L195 114ZM198 112V113H197ZM213 112H214V115H216V117L215 116H213L212 114H213ZM217 112V113H216ZM224 112H228L227 113V115H228V118H227V116H226V118L225 119H228V125H227V122H224L223 121V119H224V117H225V114H224ZM246 112V113H247ZM25 113H28V114H25ZM194 113V114H193ZM224 115H223V114ZM125 114H126V116H125ZM133 114V115H132ZM209 114H211V116H209ZM237 114H239V115H237ZM27 115V116H26ZM183 115H185V118L183 119ZM195 115L197 116V117H195ZM202 115H205V117L206 116H208V117H206V118H204V116H202ZM223 115V116H222ZM45 116H48V119H51L52 120V122L51 123H53V122H55V121H60L61 120V122L63 121L64 123H65V125H64V123L61 125L60 124V126H63V127H60L59 126V124L58 123H56V124H58V126L56 127L54 124H53V127H55V128H53V130H52V128H51V130L53 131V132H51L50 133V131L51 130H49V135L50 136H48V134L46 135V133H48V130H46L45 128H44V126H43V124H44V121L42 120V118H46ZM179 116H182V117H179ZM212 116L213 117H215V118H212ZM221 116H222V118H221ZM233 116L235 117L234 118V120H233ZM51 117V118H50ZM132 117V118H131ZM190 117H192V119H190ZM193 117H195L197 120H195V118H193ZM212 119H211V118ZM231 117H232V119H231ZM30 118H32V119H30ZM217 118H220V119H218V120H220V121H218V120H216ZM63 119V120H62ZM185 119H187L188 121H185ZM206 119V120H205ZM224 119V120H225ZM179 120L177 121V122H179ZM183 120V121H182ZM208 120H210V121H208ZM222 120V121H221ZM42 121V122H41ZM196 121V122H195ZM204 121H206V122H204ZM211 121H213V122H211ZM225 121H227V120H225ZM234 121V123H232ZM186 122H188V123H186ZM203 122V123H202ZM209 122H211V123H209ZM216 122V124H213V123H215ZM217 122H218V124H217ZM222 122V123H221ZM60 123V122H59ZM198 123H199V125H198ZM204 123H205V125H204ZM206 123H207V125H206ZM219 123H221V125L224 123V125H222V126H224V129L222 130V126L219 124ZM231 123V124H230ZM208 124H210V125H208ZM213 124V125H212ZM233 124V125H232ZM52 125V124H51ZM67 125V127H66V129L64 128L65 126ZM192 125H194V124H192ZM199 126V128H200V130H198L199 128H198V126ZM204 125V126H203ZM212 125V126H211ZM215 125V126H214ZM218 125H220L219 127H220V129L218 128V130L219 131H222V132H224L225 131V133H224V136L222 135V132H220V135H218V133H216L217 131H214V130H216L217 128H214V127H218ZM214 126V127H213ZM230 126H233V127H231L230 128ZM60 127V129H62V128H64V130H63V133L61 134V133H59L58 132V128ZM203 127V128H202ZM212 127V128H211ZM235 127H236V125H235ZM44 128V129H43ZM57 128V129H56ZM226 128V129H225ZM232 128H233V130H232ZM68 129H69V127H68ZM54 130H55V132H54ZM57 130V131H56ZM47 131V132H46ZM69 131V130H68ZM68 131H67V133H68ZM197 133H196V132ZM230 131V132H229ZM190 132V133H189ZM56 133V134H55ZM184 133V134H183ZM186 133V134H185ZM232 135H231V134ZM20 134V135H19ZM62 136H61V135ZM174 135H177L178 134V132H175V133H173ZM196 134V135H195ZM26 135V136H25ZM52 135V136H51ZM53 135L56 137V138H58V136L60 137V139L59 140H61L62 142H60L58 139H56L55 137H53ZM58 135V136H57ZM222 135V136H221ZM230 135H231V137H230ZM22 136V137H21ZM178 137H179V139H180V136L179 135H177ZM186 136V137H185ZM176 137V136H175ZM185 137V138H184ZM226 137V138H225ZM62 138V139H61ZM186 138H188L189 139V141H188V143L190 142H192L193 144H188V143H186L185 142V139ZM35 139L36 140H38V141H35ZM176 139H178V138H176ZM188 139H186V140H188ZM232 139V140H231ZM19 140V141H18ZM47 140V141H46ZM63 140L65 141V142H63ZM181 140H177V141H181ZM191 140V141H190ZM231 140V141H230ZM35 141V142H34ZM44 141H46L45 142V145H43L44 144ZM7 142V143H6ZM16 142H17V144H16ZM36 142H38V143H36ZM230 142V143H229ZM9 143H11V144H9ZM56 143H62V145H56ZM30 144H29V148L31 147L30 146ZM216 144V145H215ZM222 144V145H221ZM225 144L227 145V147H225ZM17 145V146H18ZM36 146V149H34V147ZM47 145V146H46ZM215 145V146H214ZM220 145V146H219ZM15 146H13V147H15ZM60 146V147H59ZM222 146H224L223 148L225 149H222L221 147ZM19 147H20V145H19ZM19 147H16V148H18L19 149ZM38 147V148H37ZM212 147V148H211ZM49 149H51L50 150V152H47V151H49ZM181 149V150H182ZM214 149V151H212ZM218 149H220V151L222 152V150H223V153H221V154H223L224 155V153L226 154V155H222V156H219L218 157V155H216V154H218L219 153V151H218ZM34 150V151H33ZM171 150V149H170ZM176 150V149H175ZM175 150H172V152L174 151V153L176 152ZM185 150H182V151H185ZM198 150H200L202 153H200ZM43 151H45V154H47V155H44V152ZM167 151V150H166ZM166 151H164L165 152V155L166 156H168V154L171 156V154L169 153L170 151L168 150V153L166 152ZM205 151V152H204ZM216 151V152H215ZM171 152V153H172ZM215 152V153H214ZM198 153H200V154H198ZM203 153H206L205 155L203 154ZM151 154V153H150ZM150 154H148L147 156H149V158L150 157H152ZM173 154V153H172ZM202 154V156H200ZM215 154V156H212V155H214ZM220 154V153H219ZM193 155V160H192V162H191V156ZM194 155H195V157H194ZM212 156V157H215V158H213L214 159V161H215V159H218V158H220V159H218V161L216 160L215 162L213 161V159H211L209 162L207 161L208 159H209V157L210 156ZM146 156V157H147ZM174 156H175V154H174ZM188 156H190V161H189V159H188ZM204 156H206V157H204ZM209 156V157H208ZM211 157V158H212ZM148 158V157H147ZM194 158H195V160H196V162H198V165H201L200 166V168H199V166L197 165V164H195L196 162H194L195 160H194ZM199 159V160H198ZM151 160H152V158H151ZM150 160V165H154V162H155V160H152L151 161ZM177 160V162H178V160H179V158L178 159H176ZM198 160V161H197ZM184 161V160H183ZM200 161V162H199ZM223 161H225V163L223 164L222 162ZM178 162V163H179ZM189 162H191L190 164H192L195 168H196V166L195 165H197V167H198V169H195L194 167H191L192 165H189ZM194 162V163H193ZM212 162H214V164L212 163ZM152 163V164H151ZM180 164H183V165H179V168H186V166H185V164H184V162H182V163H180ZM195 164V165H194ZM70 165V166H69ZM220 167H219V166ZM55 168H57V169H55ZM69 168V169H68ZM181 169V171L183 170V171H186V170H184V169ZM186 168V169H187ZM190 168H194L193 170H189ZM70 169L72 170L71 171V175H69L70 173H69V171H70ZM67 170V172H65ZM75 172V171H74ZM178 172V173H177ZM179 174V175H178ZM75 175V176H74ZM184 175H185V177H184ZM73 176V177H72ZM186 176L187 177H189V178H186ZM72 177V178H71ZM158 177V176H157ZM157 177L154 175L153 176V185H154V187H156V188H158V186L157 185H159V183H160V177L158 178L159 180H157ZM155 178V179H154ZM168 178V176L166 177V178H164L165 179V181L164 182H166L167 179ZM184 181H183V180ZM178 180V182H176ZM181 180V181H180ZM158 181V182H157ZM168 182H166V183H168ZM180 182V183H179ZM176 183V184H175ZM178 183V184H177ZM181 184V185H182ZM172 185V186H173ZM171 186V187H172ZM173 186V187H174ZM173 187L172 188H169L170 189V191L173 189ZM184 189V191H183V194L181 193V191L180 190H177V188H175V191H171V192H176V191H178V193H180L179 194V196H178V193H176L175 194V196L176 197H173L174 199L175 198H178L179 199V197H180V199H182L181 197V194L182 195H186V190ZM169 191V190H168ZM168 191H167V193H168ZM157 191L155 190V188H153V186H152V188H151V191H150V193H151V195L153 196L155 193H156ZM7 193L9 194V196H12V197H15L16 196V192L13 190V189H7ZM169 194V193H168ZM167 195V194H166ZM172 196H174V195H172L171 193H170V196L169 195H167V197H171L172 198ZM191 198V197H190ZM191 199H193V200H191ZM190 199V201L192 202V206H191V204H190V207H192V210L194 209V207L195 208H198L200 205V203L199 204H197L196 203V201H198L196 198H194L193 196H192V198ZM195 199H196V201H195ZM194 201V202H193ZM190 202V203H191ZM196 205V206H195ZM200 208V207H199ZM195 210V209H194ZM199 210V209H198ZM197 209H196V212L198 211ZM200 211V210H199ZM198 211V212H199ZM192 213V212H191ZM9 214H10V208H8V207H4V209H3V211H2V213H1V216H2V224H5V222H4V220L5 219H7V217L9 216ZM150 214H152V213H150ZM194 215L196 214V213H193ZM193 214H191V215H193ZM199 213H197L196 215H195V217H194V219H195V221H196V223H198L199 221L201 222V223H203V219H202V217H200L201 216V213H200V216H197ZM190 215V216H191ZM193 215V216H194ZM24 217H25V222L24 223H27V222H34V223H36V224H39V223H41V222H43V227H42V229L44 228V226L46 227V228H50V229H52V231H54V233L56 234V239H62L63 240V243L65 244H62L63 246H64V248H65V246H66V248L64 249V250H67L66 251V254L68 255V257L69 258H71L72 259V257H74V258H80L81 260L83 259V263L85 264V261H86V259L84 260V258L83 257H81V256H84V254L83 253H85L86 252V249L84 248L85 246H84V242H86L88 239L86 238V234H87V236H88V238H91V237H89V234L90 233H88L89 232V229L87 228V226H79V228H82L80 231H77V232H75L74 234H76V235H73L72 233H73V231H76L77 229H76V226L75 225H77L78 223H79V221H78V219L77 218H74V219H68V220H66V219H64V218H62V219H64V220H62L61 219V217H54V218H52L51 217V215H48L47 216V222H45V221H43V220H41V217H40V214H39V209H38V204H37V202L36 201H30L28 204H27V206L24 208ZM187 217V216H186ZM184 218V219H186V220H188V222H189V220L190 219H187V218ZM189 218V217H188ZM191 218V217H190ZM75 221V222H72V221ZM186 220H183V221H186ZM68 221H71V222H68ZM198 221V222H197ZM184 223H187V221L186 222H184ZM189 224V223H188ZM202 225V224H201ZM200 225V223H198V226L199 227H202ZM186 227L187 226H185V229H186ZM88 229V231L86 232V230L85 229ZM184 229V228H183ZM167 230V231H166ZM165 231H161L159 234H160V236L158 237L157 235H154V236H152V235H150V236H148L149 237V239H148V237L146 238V239H143V240H140V237L141 238H143L142 236H143V233H141L142 234V236H141V234H139L138 236H134L135 237V239L136 240H134L133 238H127V240H125V241H122V240H120L119 241V243L121 242V244H120V246L121 245H126V247L124 246V248L125 249H128L129 248V250H132V253L133 252H135L134 253V255L131 253V255H127L126 253H123V255H125V257H124V260H122L123 258H120V260L122 261V264L128 259V261H126L124 264H129V263H131V264H148V263H150L149 261H147L144 257H143V255H142V253L140 252V250H138L139 248H140V244H141V246L142 245H146V246H148V245H150V246H148V249L149 248H151L152 246V244H155V245H153V249H155V247H158V248H163L164 249V247H166L164 250H166L165 252L163 251V250H161L160 249V251H161V253H162V255L163 256H166L165 254H168L166 257H168L169 256V258H171V257H174V259L173 258H171L173 261L175 260V263H177L178 261V263H182L184 260H185V262H186V260H187V258H188V256L189 255H187V254H190V253H187L186 254V248L188 247L186 244H189L190 245V243L192 242V240H186V244H185V242L183 243V240H184V238H187V237H185V235L187 236L188 234H187V232H185V230H176V229H174V228H168V229H166ZM175 231V232H174ZM180 231V232H179ZM188 231V230H187ZM6 232V233H5ZM5 232H0V234L2 233V235H0V238H2V237H4L3 238V240H5V237H6V242H9V245L11 244L12 245V247L10 246V248L9 249H11V250H8V248H7V250H6V253L4 254V255H2V259L5 261V264H22L21 262H22V259L24 258V255L23 254H25V250L22 248V246L20 245V244H25V246L29 243L28 242V238H27V235L25 236V235H14L13 233H10L11 231L9 230V228H7L6 227V229H5ZM80 232V233H79ZM177 232V233H176ZM183 232H185V233H183ZM199 232V231H198ZM180 233H182V234H179ZM188 233H190V232H188ZM170 234H172V235H174V236H172V235H170ZM176 234H178V235H176ZM191 234H193L192 232H191ZM191 234L188 236V238L187 239H191L192 238V236L194 237V235H192L191 236ZM199 234H200V232H199ZM80 235V236H79ZM85 237H84V236ZM168 235H170V236H168ZM197 235V234H196ZM90 236H92L91 234H90ZM168 236V237H167ZM173 237V238H170V237ZM180 236H182V238H180ZM184 236V237H183ZM129 237H131V236H129ZM151 237V238H150ZM161 237V238H160ZM8 238V239H7ZM12 238V239H11ZM82 238V239H81ZM139 240H138V239ZM154 238V239H153ZM158 238H160V239H164L165 238V240L168 242V240H169V242L168 243H170V244H167V242L165 241V240H163L164 242H166L165 244H167V245H164L163 246V241L162 240H159ZM69 239V241H67ZM133 239V240H132ZM171 239H175V240H171ZM181 241V239H183L181 242L183 243H180L179 241ZM11 240V241H10ZM66 240V241H65ZM81 240V241H80ZM147 241V242H149V244L147 243V242H145V241ZM152 240H155V241H159V243H158V245H160L161 244V246L159 247V246H156L157 244L155 243V241H152ZM78 241V242H77ZM130 241V242H129ZM161 241V242H160ZM175 241V242H177L178 241V243H173V242ZM66 242V243H65ZM132 242H133V244H132ZM143 242H145V243H143ZM124 243V244H123ZM129 243V244H128ZM134 243L136 244V246L139 244V247H138V249L136 250L135 249V245H134ZM143 243V244H142ZM132 244V245H131ZM148 244V245H147ZM171 244H175L174 246L177 248H175L173 245H171ZM14 245V246H13ZM19 245V246H18ZM67 245L69 246V248L67 247ZM127 245H129V246H132V248L134 249H132L131 247H127ZM168 245H170V247L168 246ZM177 245H178V247H177ZM17 246V247H16ZM70 246H71V248L73 249V251L70 249ZM185 246H187V247H185ZM191 246V245H190ZM171 248V249H170ZM175 248V249H174ZM178 248L179 249H182L183 248V252H184V249H185V252L183 253V252H179V250H178ZM26 249V248H25ZM140 249H142V248H140ZM172 249H174V250H172ZM27 250V249H26ZM70 250V252H69V254L72 256H69V254H68V251ZM136 250V251H135ZM177 250V251H176ZM188 250H190V247L188 248ZM187 250V252H190V251H188ZM9 253H8V252ZM83 253H82V252ZM138 251V252H137ZM164 253H163V252ZM169 251V252H168ZM73 254H75V255H72V253ZM177 252V253H176ZM79 253V254H78ZM81 253V254H80ZM137 253V254H136ZM83 254V255H82ZM139 254V255H138ZM170 254V255H169ZM180 254V255H179ZM85 256H86V253H85ZM134 258H133V257ZM144 258V259H143ZM180 260H179V259ZM148 263H147V262ZM177 261V262H176ZM134 262H136V263H134ZM180 263V264H181ZM24 264V263H23ZM184 264V263H183Z\"/></svg>","mask_w":264,"mask_h":264}]
</instances>
